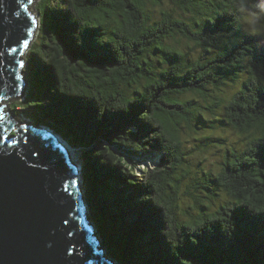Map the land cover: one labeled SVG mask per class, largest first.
Returning <instances> with one entry per match:
<instances>
[{
  "label": "trees",
  "instance_id": "obj_1",
  "mask_svg": "<svg viewBox=\"0 0 264 264\" xmlns=\"http://www.w3.org/2000/svg\"><path fill=\"white\" fill-rule=\"evenodd\" d=\"M43 1L29 91L12 106L79 151L109 255L264 264V0ZM246 15L259 16L256 28ZM232 132L244 143L229 144ZM192 133L225 149L220 171L185 170ZM184 179L206 182L189 219L179 216Z\"/></svg>",
  "mask_w": 264,
  "mask_h": 264
},
{
  "label": "water",
  "instance_id": "obj_2",
  "mask_svg": "<svg viewBox=\"0 0 264 264\" xmlns=\"http://www.w3.org/2000/svg\"><path fill=\"white\" fill-rule=\"evenodd\" d=\"M35 26L29 0H0V264H116L96 236L76 148L52 128L29 118L17 127L7 116Z\"/></svg>",
  "mask_w": 264,
  "mask_h": 264
},
{
  "label": "rangeland",
  "instance_id": "obj_3",
  "mask_svg": "<svg viewBox=\"0 0 264 264\" xmlns=\"http://www.w3.org/2000/svg\"><path fill=\"white\" fill-rule=\"evenodd\" d=\"M38 1L39 0H34L32 2V4L30 5V10L33 13H35L36 17H38L40 19V13L38 12L37 7H36ZM48 1L49 0H44L40 4V8L42 10L45 9V6H46ZM172 6H174V5H172ZM174 8H176V7L174 6ZM177 10H179V9H177ZM253 17L258 18L259 16L258 15H256V16L246 15L245 16L247 27H249V28H256V20L257 19L255 20V19H253ZM37 26H36L37 30L35 29L36 33H35L34 39L36 38L37 31L39 29V28H37ZM40 40H42V38ZM26 52L27 51H24L21 54V60H23V62H24V67L22 69V73H23L25 85H24L23 91H22L21 95H19V96H11V97H9L8 100H5L3 102L4 105H5V110L7 112V116H9V118L11 117L15 121H17L16 123H14V125H16L17 127L21 126L20 125L21 120L22 119L24 120L25 116H21V113L17 112L19 110V108L18 107L16 108V107L12 106V104L15 101L24 99V95L27 94V92L29 91L28 89H29V84H30V82L28 80V76H27L28 73L26 71V69H27L26 68L27 67L26 59H25ZM32 94H33V89L31 90V95ZM8 111H9V115H8ZM27 118H29V117L27 116ZM29 119H30V121L32 123H35L33 121V119H31V118H29ZM25 124L27 125V123H25ZM32 125H33V128L39 129V127H38L39 124H32ZM43 126H45L46 128H50L47 125H43ZM14 129L17 130L16 127ZM194 134L195 133L188 134V135L185 134V135H187V137L185 138L187 140V142H186L187 148L185 149V154L188 153V158L190 159L189 162L184 164L185 170L186 169L189 170L190 171V175L193 176L194 178H197L200 175L204 174V169H214L215 168L217 171H220L222 169V165H220V164L217 165V164L218 163H223L225 161V158L223 156V152H224L225 149H223L218 143H215V142L210 143L209 146L208 145H206V146H204V145L198 146V144L193 141ZM188 136H189V138H188ZM190 136L192 138V143L190 142ZM244 141H245V139H243L242 135H239L236 132L229 133V144L238 145V144H243ZM74 156H75V160L80 162L79 151L76 150V149H74ZM155 162H156V160H155ZM146 164H148L149 166L153 167L155 165L154 161H153V158H149L147 160ZM146 164L143 163L141 165V167H144V165H146ZM139 170H141V168H139ZM205 184H206V182H204V181H197V182L190 181L189 182L188 179H184L183 180L182 187H181L182 196H180L181 197V205H182L181 207L182 208H180V210H179V216H180L181 219H185V218L189 219L191 213H192L191 216H194V215L198 214L199 208L195 207V205H194V197L199 195V194H203L204 189H205L203 186ZM208 186H212V188H214L215 187V181L214 180H209V185ZM82 188L84 190L83 182H82ZM225 198H226V196L223 193V196L220 197L218 199V201H223ZM185 203H188V209L190 208L188 216H187V213L184 211ZM192 208H194V209H192ZM88 210H89V207H88ZM89 212H90V210H89ZM93 224H94L95 228L97 229V226H96V223L94 222V220H93ZM95 233H96V236L99 239L101 247L103 248L102 250H104V252H105V254L107 256L111 257L110 256L111 254L109 253L108 249L105 248V246L103 245V242L101 241V237L102 236L99 233V230L97 229Z\"/></svg>",
  "mask_w": 264,
  "mask_h": 264
},
{
  "label": "clouds",
  "instance_id": "obj_4",
  "mask_svg": "<svg viewBox=\"0 0 264 264\" xmlns=\"http://www.w3.org/2000/svg\"><path fill=\"white\" fill-rule=\"evenodd\" d=\"M33 1H34V0H32V2H33ZM32 2H30V5L32 4ZM30 11H31V10H30ZM31 13L34 14V16L36 17L35 13H33L32 11H31ZM37 22H38V26H37V28H39V25H40V19H39L38 17H36V24H37ZM35 28H36V26H35ZM36 30H37V29H36ZM36 30H34V33H33L31 39H30L29 42H28V47L30 46L32 40H33L34 37H35ZM28 47H27V48L24 47V49L21 51V54H22L24 51H27ZM22 61H23V60H22ZM22 69H23V67H20V70H21V71H22ZM21 75H22V78H23V84L25 85L24 77H23V73H22ZM23 88H24V86L22 85V87H21V91H20L18 94H16L15 96H19V95H21V93H22V91H23ZM27 119H28L27 117H25V119H24L25 121L22 119V120H21V121H22V124H23V123L25 124ZM23 126H24V125H23ZM25 126H26V124H25Z\"/></svg>",
  "mask_w": 264,
  "mask_h": 264
},
{
  "label": "snow or ice",
  "instance_id": "obj_5",
  "mask_svg": "<svg viewBox=\"0 0 264 264\" xmlns=\"http://www.w3.org/2000/svg\"><path fill=\"white\" fill-rule=\"evenodd\" d=\"M29 2H32V0H29ZM23 47H25V48H27L28 47V41L25 39L24 40V43H23V45H22ZM162 63H163V61H162ZM21 67H24V62L23 61H21ZM3 110L2 109H0V112H2ZM5 119V116H3V115H0V121H2V120H4ZM0 138H2V137H0ZM67 221H65V223H66Z\"/></svg>",
  "mask_w": 264,
  "mask_h": 264
},
{
  "label": "bare ground",
  "instance_id": "obj_6",
  "mask_svg": "<svg viewBox=\"0 0 264 264\" xmlns=\"http://www.w3.org/2000/svg\"><path fill=\"white\" fill-rule=\"evenodd\" d=\"M38 25V22H37V24H36V26ZM36 29V28H35ZM25 117H27V116H25ZM35 122V121H34ZM36 123V122H35ZM20 125H22V121H21V123H20ZM23 126V125H22ZM70 154L75 158V156H74V153H71L70 152ZM101 241H102V239H101ZM103 242V241H102ZM101 246V245H100ZM102 249V248H101ZM102 252L105 254V252H104V250H102ZM106 255V254H105ZM114 260V263H116V264H118L117 263V261L115 260V259H113Z\"/></svg>",
  "mask_w": 264,
  "mask_h": 264
}]
</instances>
